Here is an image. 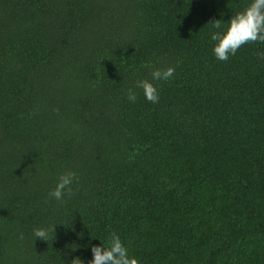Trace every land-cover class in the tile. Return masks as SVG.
Returning a JSON list of instances; mask_svg holds the SVG:
<instances>
[{"label":"trees","instance_id":"1","mask_svg":"<svg viewBox=\"0 0 264 264\" xmlns=\"http://www.w3.org/2000/svg\"><path fill=\"white\" fill-rule=\"evenodd\" d=\"M251 2L0 0V264H264V43L211 39Z\"/></svg>","mask_w":264,"mask_h":264},{"label":"clouds","instance_id":"2","mask_svg":"<svg viewBox=\"0 0 264 264\" xmlns=\"http://www.w3.org/2000/svg\"><path fill=\"white\" fill-rule=\"evenodd\" d=\"M212 23L214 28L221 29V20H215ZM211 39L216 42L213 49L215 57L225 62L228 61L230 55L234 56L246 44L264 43V0H252L243 11L232 16L226 31L212 33ZM261 58L264 59V54H261ZM174 73L175 68L170 66L166 69H154L151 76L156 81L168 80L174 76ZM136 86L143 90L149 102L159 101L158 90L148 79L138 81ZM127 95L131 102H135L137 96L131 88L128 89ZM74 181L78 183L76 173L66 171L60 176L55 189L49 194L50 197L62 202L66 192L68 196H72ZM34 236L48 241V230L37 228L34 230ZM21 239H23V234H21ZM91 251L93 259L89 264H139L138 258L129 256L127 247L115 232L111 234L108 246H104V243L93 245ZM71 264H85V262L77 256L72 259Z\"/></svg>","mask_w":264,"mask_h":264}]
</instances>
